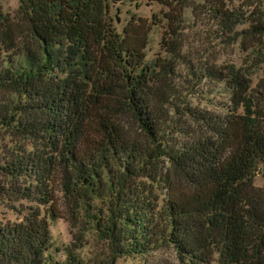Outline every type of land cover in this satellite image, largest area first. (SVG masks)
I'll return each instance as SVG.
<instances>
[{
    "label": "trees",
    "instance_id": "trees-1",
    "mask_svg": "<svg viewBox=\"0 0 264 264\" xmlns=\"http://www.w3.org/2000/svg\"><path fill=\"white\" fill-rule=\"evenodd\" d=\"M189 1L17 0L13 15L0 10V194L31 203L0 222V264H84L69 245L61 262L47 253L57 191L103 241L97 264L163 246L181 264H264V185L252 183L264 169V73L251 84L254 67L188 57ZM123 3L166 11L131 15L117 31L109 8ZM222 4L211 10L237 18ZM254 23L250 34L264 31ZM153 27L161 53L146 61ZM183 65L186 82L224 86L221 111L183 101Z\"/></svg>",
    "mask_w": 264,
    "mask_h": 264
},
{
    "label": "rangeland",
    "instance_id": "rangeland-1",
    "mask_svg": "<svg viewBox=\"0 0 264 264\" xmlns=\"http://www.w3.org/2000/svg\"><path fill=\"white\" fill-rule=\"evenodd\" d=\"M222 2L223 7L230 10L237 18L230 21H222L211 8ZM17 7V0H0V10L8 15H13ZM165 7L156 3L146 5L139 4H115L109 8V17L115 29L120 31L129 20L139 17L148 22L151 15L160 17ZM183 26L181 39L184 53L192 60H204L214 65L234 64L238 67L253 68L250 76L251 84L264 73V31L250 34L249 25H255V20L264 23V6L260 0H190L183 8ZM164 23V22H163ZM161 29L153 27L148 35V43L144 48L146 61L154 59L159 51V38ZM186 69L179 67L180 74L175 82L181 89L183 101L196 109L221 111L228 99V92L224 86L207 82L188 79ZM126 134H132L135 128L127 115H119L118 118ZM253 185H264V169L257 170L252 178ZM159 192V193H158ZM159 195L160 191L156 192ZM65 199L60 191L56 192L55 206L58 214L50 218L45 217L49 230V248L47 253L52 260L63 261L65 247H74V252L84 264H97L106 254V248L102 240L97 236L91 224L82 213H77V219L67 215L69 210L65 205ZM14 205V208H12ZM31 205L25 200L14 202L0 194V222L18 221L21 213L18 209ZM18 207V208H17ZM71 221V225L70 222ZM114 264H181L174 250L169 246L158 247L142 255L122 256L115 259Z\"/></svg>",
    "mask_w": 264,
    "mask_h": 264
}]
</instances>
